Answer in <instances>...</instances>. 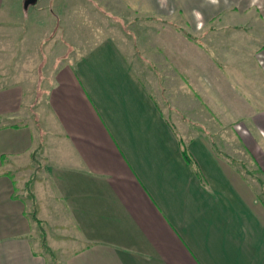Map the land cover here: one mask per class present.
Instances as JSON below:
<instances>
[{"label": "crops", "instance_id": "obj_1", "mask_svg": "<svg viewBox=\"0 0 264 264\" xmlns=\"http://www.w3.org/2000/svg\"><path fill=\"white\" fill-rule=\"evenodd\" d=\"M118 1L172 31V109L126 42L73 35L85 0H0V264L53 262L19 182L36 152L58 264H264V0ZM223 56L231 75L198 69Z\"/></svg>", "mask_w": 264, "mask_h": 264}, {"label": "rangeland", "instance_id": "obj_2", "mask_svg": "<svg viewBox=\"0 0 264 264\" xmlns=\"http://www.w3.org/2000/svg\"><path fill=\"white\" fill-rule=\"evenodd\" d=\"M100 3L93 7L91 0H85V4L83 5V12L81 13V18H83V23L85 24L83 28L79 32H74L73 35L75 37H80L84 39L89 38H98L102 37L104 35H110L115 37L119 42H126L128 44L127 50L131 52V54L134 56V65L136 67L137 71H140L141 75L145 77V82L148 84V86L151 88V91L155 94V96L158 97V94H161V96L164 95V102L163 106L169 109H172L171 101H168L165 97L167 95V89L169 88V85L172 83V80H165L164 78L160 79V85L157 83V74L160 73V65L157 61L156 56L160 53H164L166 50V46H169V48L172 47L173 44L176 43V41H173L172 38V31H166L165 29L168 28L165 24H162L160 22L156 21H150L147 20L148 18L144 19L140 16L133 13L131 10L126 8L123 4H121L118 0H110V8L112 10H109L107 3L108 0H99ZM71 2V1H70ZM79 9L81 6V3H78ZM99 11H98V10ZM82 20V19H81ZM186 32L189 31H182L181 32V39L185 42H188V35ZM190 33V32H189ZM184 36V37H183ZM191 40V39H189ZM185 44L187 45V43ZM210 43V42H208ZM212 45V44H211ZM210 46V45H209ZM188 49V46L183 47L182 50ZM149 54L150 57L154 60L152 62L147 61L146 58L142 57V52ZM215 46H210L208 49L207 55L211 57V53H215ZM220 49V47H219ZM224 53V47L221 49ZM217 53H220L218 50H216ZM171 53V52H170ZM152 55V56H151ZM166 58L170 57L169 51L165 55ZM159 57V59L162 60V57ZM224 56L220 57V61H216L214 58V62L212 64L208 62L207 64H200L198 67L199 70H207L210 71H217V72H225L226 75H231L232 71H236L233 69L234 67H231L230 65L224 63ZM156 61V62H155ZM184 67L183 71H188L190 64L188 60L181 64ZM172 66V65H171ZM163 70V69H162ZM165 70V69H164ZM222 73V74H223ZM162 77V75H161ZM166 81L169 82V85L166 87L165 83ZM218 82H221L218 80ZM222 83H224V75L222 79ZM219 87H222L224 89V85ZM166 94V95H165ZM212 130H215L213 128ZM224 130V128H223ZM179 133V132H178ZM180 134V133H179ZM213 146L216 150V152L220 151L221 153L229 156V160L232 162H235L238 164V160L236 157H232L227 152L223 151L216 142L213 143ZM224 146V143H223ZM224 157V156H222ZM239 166L242 167L244 172L248 173L249 176H247L250 181H253V175L252 170L249 169L245 163H242L239 161ZM44 160L42 159V155L39 152H36L33 157L32 161L26 165L22 166L20 169L19 174V182L22 186V196H26V202L29 205L30 212H32L34 207V191L33 186L34 183L39 180L42 177V171ZM262 195V201L264 202V190L261 192ZM34 196V198H33ZM42 228V229H41ZM54 228H51L49 225L46 226L45 224H42L41 227L37 225V235L39 241L42 243V249L50 254L49 250H46L44 246H48L49 237L51 240V243H54L53 239L56 241H59L62 237L60 235H57L56 231L53 230ZM56 241V242H57ZM37 249L41 248V245L39 243L36 244ZM52 256H53V262L52 264H58V261L60 259V255L55 251H53L49 247Z\"/></svg>", "mask_w": 264, "mask_h": 264}, {"label": "trees", "instance_id": "obj_3", "mask_svg": "<svg viewBox=\"0 0 264 264\" xmlns=\"http://www.w3.org/2000/svg\"><path fill=\"white\" fill-rule=\"evenodd\" d=\"M173 127H174V126H173ZM173 129H174L175 133L177 134V131L175 130V127H174ZM182 152H183L184 156H185L188 160L191 161L190 153H189L187 147L184 145L183 142H182ZM217 153H218L220 156H225V157L230 158L229 156H227V155L221 153L220 151H218ZM230 159H231V158H230ZM33 198H34V196H33ZM34 207H35V209H34L32 212H30V214H29V215H30V218H31L32 221H34L37 225H39V226L41 227V225L43 224V222H42V220L38 217V211H37V207H36L35 199H34ZM41 229H42V228H41ZM44 245H45V244H44ZM44 245H43V247H44L46 250H49V252H51L50 249H49V247H46V246H44Z\"/></svg>", "mask_w": 264, "mask_h": 264}]
</instances>
